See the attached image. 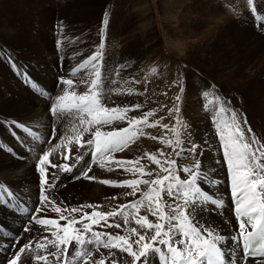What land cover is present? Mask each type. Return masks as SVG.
Returning a JSON list of instances; mask_svg holds the SVG:
<instances>
[{"label":"snow or ice","instance_id":"1","mask_svg":"<svg viewBox=\"0 0 264 264\" xmlns=\"http://www.w3.org/2000/svg\"><path fill=\"white\" fill-rule=\"evenodd\" d=\"M102 49L103 42L94 55L72 69L70 78H59L58 86H63L64 91L51 106L50 112L54 116L78 119L79 123L72 127L73 135L61 139L56 147H61L67 140L74 141L78 150L91 149V161L81 174L85 178H89L87 172L91 171L93 164L104 168L106 162L115 163L133 175L139 173L137 179L100 182L131 189L122 195L136 197L140 193V196L132 202L117 205L110 211H100V206L95 205L68 208L63 201L57 203L56 198L50 195V190H54L56 184L50 182L47 168L71 172L73 167L68 164L54 165L49 154L44 153L38 162L41 174L40 202L30 214L29 223L23 232L30 233L31 224L34 222L45 232H49L50 228L54 229L50 232L52 239L48 236L30 237L16 249L23 235L15 237L9 247L16 250L7 264H29L30 261L31 264H107L108 261L111 264H129L123 257H117V252L130 257L131 264H150V261L153 264H249L250 260L254 264H264V144H261L255 134H245L235 110L226 107L230 102L220 98L219 113L231 111V118L225 122L214 118L213 123L230 178L238 233L225 235L219 233L214 226L201 225L197 214L203 211L202 205L210 204L217 209L224 207L223 199L214 198V193L205 188L210 184L218 189L219 184L214 174L205 175L206 170H203L201 160H194L192 164L182 167L177 164V160H165V167L155 154H146L153 164L160 167L163 175L159 172H146L145 166L141 164L142 157L134 160H113V153L123 151L134 142L138 133L143 134L141 125L155 127L159 121L149 122V118L155 115L151 110L144 112L142 116H129V112L142 107L140 104L131 107H107L102 103L103 81L99 66ZM89 65L95 69L91 73L94 78L90 81L81 79L80 83L87 84L88 87L84 94H77L74 90L77 86L74 78ZM151 71L155 74L158 69L153 68ZM180 91H184L183 86ZM128 94H133L132 90ZM175 100L177 103L168 111L170 114L175 112L178 116L181 96L177 95ZM123 123L128 126L116 127ZM177 124L179 128L171 129L174 140L165 137L152 138L180 148L176 156L181 158L185 151L181 129L186 128V125L178 118ZM244 124H247L246 119ZM15 126L26 133L29 131L22 124L15 123ZM247 131L251 133L252 130L249 127ZM85 134H89L86 140L83 139ZM52 139H55V135ZM197 147L199 146L193 144L187 151L195 154ZM200 154H203L202 151ZM64 159H73L79 163L84 156L68 155ZM178 171L184 173L186 178H181ZM51 176L52 181L59 179L55 172ZM8 195L12 196L13 193L9 191ZM3 201L4 198L0 196V202ZM86 208H91L92 211H84ZM142 210L147 214L141 215ZM49 212L55 213L56 217L49 218ZM76 213L80 214L79 217L74 215ZM149 215L156 218L155 223L149 220ZM117 218L123 224L117 222ZM60 221L65 223L61 224ZM130 223H134L136 227H129ZM248 226H251V231H248ZM96 228L121 231H97ZM228 240L232 241L235 248H231ZM102 249L107 250L108 254L105 255ZM240 251L243 256L237 259ZM97 254L99 258H95Z\"/></svg>","mask_w":264,"mask_h":264},{"label":"bare ground","instance_id":"2","mask_svg":"<svg viewBox=\"0 0 264 264\" xmlns=\"http://www.w3.org/2000/svg\"><path fill=\"white\" fill-rule=\"evenodd\" d=\"M143 2L144 1H142L141 4H143ZM162 2H163L162 4L166 6V9L169 6L172 8L171 12H168L169 14L167 15L169 18L166 17L169 19V21H171V15L174 12L172 4L174 2L177 3V1L162 0ZM184 2L187 3L185 6H184ZM145 3L146 5L142 6V8L144 7L143 10H144L145 22H146L143 28L147 26L150 32V34L147 35L146 37H154V39L159 40V38H156L157 32L155 30L156 26H154V24L156 23L150 18L151 15L150 14L151 7L149 5L150 3L147 2V0L145 1ZM179 4L180 7L178 13L180 18L181 17L182 19L185 18L186 14L191 10H194L195 12L197 11V15H195L196 17L189 18L190 19L189 22L187 21L189 19L185 20V22L187 21L186 22L187 24L185 26L187 32L186 31L185 32L190 35L189 37L190 41L187 42L186 39L185 42H183L182 32L173 31L174 34L172 35V39L175 36L178 39V42L176 43L174 42V45L179 49L180 51L179 54L181 56L183 55L184 57L183 59H185L186 62L192 60L195 61L196 54L200 53V54H204V58L206 60H209L210 62L212 61L211 66H213L214 68L213 69L214 72L211 75H209L208 73L206 72L204 73L203 71L204 69H206L208 65H205V63L199 64V69L203 72H201L199 69L194 70L190 68L187 74L189 79H191L192 85L190 86L189 91L186 94L187 97L191 99L186 102V104L188 103L189 105L187 106L186 111H191L186 114V117L189 118L190 121H192L193 125L195 126V133H196V135H194L195 142L197 143L196 145L199 146L197 147L196 152H201V151L207 152L208 148H211V150L208 151L212 153L211 164L210 165L203 164V170H206L205 175L214 174L218 178L217 183L219 184L218 189L211 186L210 184L206 185L205 188L207 191L214 193V198H222L224 201L223 209H218L216 212H205L204 207L207 204L202 205L203 211L198 212L197 219L199 220V222L202 223V225H205V222L206 223L208 222L216 226L217 230L221 234L233 235L238 233V222L235 216L234 204L231 198V192L228 191V183L226 182V179H230V178H228L229 176L228 170L224 162L223 156L220 158L221 156L220 150L222 151V146L219 138H217L218 134H216V129L214 125H212L211 121H213L214 118L216 120H222V122L230 121L231 111L222 114L219 113L220 98H222L224 101L230 102V104L226 105V107H228L231 110H235L238 119L241 122V126L245 130L246 135L251 136L252 134H255L256 138L261 142V144H263V140H264V0H180ZM257 13L258 15L262 16L261 20H258L254 17V15H256ZM200 16L202 17L201 19L199 18ZM0 17L4 18L3 15H0ZM197 18L200 19V21ZM178 22L179 21H176L175 23ZM3 24L5 25L0 27V35L6 38L7 40H10V42L11 41L14 42L13 46L10 45L11 47L6 48V52H8L10 55L11 54L14 55L11 58L15 57L17 60L16 62H18L19 65L22 66L28 65V63L25 62L29 60L31 61V64H29V66L30 65L33 66L32 63H34L35 61L38 62L37 59L40 58V57L38 58L37 55H39V53L44 54L43 51L46 52V50H48L46 48L43 49V51H39L41 49L38 45H40L39 42H42L43 39L42 37L41 38L35 37L33 35L31 41L36 45L37 47L36 51L38 52L33 54L28 53L27 55V53H24V51H22L23 48L26 47L25 44L21 42L22 38L25 37L26 34L24 35L22 31L21 32L18 31L16 25H11L10 23L9 24L3 23ZM199 27H202V31L199 29ZM114 28L115 26L113 27V29ZM191 28L193 30V34L191 33L192 32ZM185 32L183 35H185ZM1 42L2 41H0V43ZM3 43L6 44L5 41ZM47 44L48 46L50 45L49 41ZM184 45L185 47H183ZM198 45H200V47H198ZM219 45L221 46L220 48L223 49L220 50V52H218L217 49L218 48L217 46ZM153 49L154 48L150 46L148 48L143 49V51H138V53L141 56H148L149 65L144 68L146 69L145 71L149 69L147 72H145L148 73V78L154 79L157 82H159L160 80L159 77L160 78L165 77L162 75H170L169 74L170 72H176L177 70L176 67L178 63L173 61V59L167 60L168 57L162 55L163 52L160 53L161 55L158 54L156 58H154V56L151 54V52L154 51ZM159 50L161 52V49ZM187 50H192V51L191 53H186ZM16 52H20V53H17L18 55H16ZM176 54L178 53L176 52ZM211 55H213L214 59L209 58ZM9 60L11 59L9 58ZM0 66L4 68L3 70H1L0 68V76L3 77L2 79L4 80L5 77H7L9 70H6L7 68H5L4 65L2 66V64ZM153 68L158 69L157 73L154 74L151 71ZM197 71H199L200 74H198ZM30 72L34 75L33 72L35 71H29L28 69L26 70V74H30ZM160 72H162L163 74H161ZM39 73H43L42 75H44V72H39ZM8 77H9L8 79L9 82L8 80L5 81L8 82L6 83L5 87L4 85L0 84V118L3 117L6 118L7 120H9V123L11 124L12 121L10 120V118H17L21 121L25 120L26 121V122L24 121L25 123H18V124L32 127L34 129L33 130L34 133H36L37 135L32 134L33 133L32 131V133H30L31 138L29 137L31 140H27V139L23 140L27 152L25 153V151L21 150L20 153H21V158L23 157L24 159L21 158L15 159L14 156L5 157L4 153H2V148H1V146H3L4 144L2 136L5 137L8 136L10 138V133L8 132V127L6 126V124H5L6 127L5 128L4 124H2L3 122L0 121V135H2L0 136V196L4 198V201L0 202V264H7L8 260L12 257L14 251L18 249L20 245L26 243L30 237L48 236L49 239H52L50 232L54 229L50 228L49 232H45L44 229H42L39 225H36L34 222H32L31 224L32 231L30 233L23 232V229L29 223L30 214L39 204V200H38L39 191L41 194V186H38L39 180L36 174L37 163L34 164L36 156H32V151L33 150L34 151L37 150L38 152L44 151L45 148L43 146L45 145V141L47 140V138H49L47 137L48 133L50 134V132L53 131V128H55V131H57L56 129H58L57 126L59 125V124L58 125L52 124L53 122H51V116L47 115L49 103L46 102L47 100L46 97H44L42 94H40V96H37L34 95L32 92H30L29 91L30 87L28 86L29 82H27L28 85L26 88L21 83H17V84L12 83L11 77L9 75ZM53 77L54 75L50 79H47V77L46 78L42 77L43 79H40L42 88L52 91L55 90L56 82H55V78ZM166 79H168L167 76ZM152 84H150L149 86L151 87ZM5 89L12 94L11 97L9 96L10 98L8 97L9 99H7L3 94ZM230 89L231 92L229 91ZM136 91L134 90L133 94L131 95L129 94L122 95L121 102H123L122 104L123 106L129 107L134 103V97L136 95ZM21 95L24 98L23 100L17 98V96L20 97ZM196 96L198 97V99L196 98ZM41 97L46 99L42 100ZM195 113H197V115ZM138 114L139 113L136 112L132 115H138ZM36 117L38 118L37 121H36ZM245 119L247 121V124H244ZM11 126H12L11 128L15 129V132L19 130V129L16 130L18 127L15 126V123H13V125ZM260 126L263 128L259 129ZM249 127L252 130L251 133H248L247 131ZM7 132L8 135H6ZM158 132L159 131H157L154 135L157 136V138H160L161 135L157 134ZM166 132L167 130L164 128V133ZM57 133H55V136L57 135ZM51 136L53 137V134ZM162 137L171 140L173 138V135L170 132H168L167 134H164V136ZM146 140L147 141L153 140V138L147 136V139H144V141ZM156 140H158V144L150 145L151 147L150 150H147L148 152L144 151L143 156L147 157L146 154H155L158 159L162 160V158L172 155L175 158V160L177 161L180 160V158H177L176 156V152L180 151V148L178 147L174 148L173 145L169 146L161 142L160 139H156ZM39 141H44V142L40 145L38 143ZM139 144L140 145H137V149L143 150L142 143ZM31 146L34 148L33 150ZM70 146L72 152L74 153L77 152L80 155L82 153L84 156L85 155L88 156L87 153L91 151V149H86V148L84 149V151L77 150L75 144H72ZM147 146L149 145L147 144ZM161 153H163V155H161ZM90 161H91V155L87 157L86 160L83 159V161L77 163L76 172H74L71 175L62 176L59 173L55 172L59 177V179L53 182L56 184V187L54 190H52L50 195L56 198L57 203L63 201L64 206H67L68 208L79 207L82 205H95V206H100L98 209L100 211H110L112 208L116 207L117 205L129 203L139 198L140 193H137L136 197H133V196H125L122 195L121 193H118L117 191L116 193L114 190H112L113 188H117L126 191L127 188L114 187L111 185H106L101 182L99 183L92 182L91 184L89 183L87 185L85 182L87 178H85L81 174L85 171V168L87 167L86 165H88L87 163H89ZM145 161H147L146 163L151 164V167L148 170H146V172L155 173V169L157 170L159 166L153 164L149 159ZM115 167L116 169L120 170V177L116 178L117 176L115 177L114 173H111L110 175H107V177L103 176L102 178L99 177H97L96 179L94 178L95 182L97 180L122 182L124 180L139 178V173L133 175L132 173H128L124 171L122 167L119 166L117 167V165ZM100 169L101 167H99L98 164H93L91 171L89 172L91 173L99 172ZM116 173L119 174L118 172ZM96 174L98 175L99 173ZM141 187L144 186L141 185ZM9 191L13 193L12 196L8 195ZM113 197H118V199L114 200L112 199ZM27 206H30L32 211L29 210ZM15 210H21V212L19 211L20 214H17ZM84 211L90 213L92 209L86 208L84 209ZM41 215H43V213H41ZM74 215L79 217L80 214L76 213ZM141 215H144V213L141 212ZM48 216L49 218H55L56 214L49 212ZM154 218L151 215H149L150 221H153ZM117 222L123 224V221L120 220V218H117ZM60 223L64 224L65 222L60 221ZM220 226L223 227L220 228ZM129 227H136V225L134 223H130ZM95 230L115 232L116 229L96 228ZM250 230H252L251 226H248V231ZM21 234L23 235V239L20 240V244L16 245V249L9 247V245L13 243V239ZM133 239H135V237H133ZM228 244L231 246V248H235V245L232 244L231 240H228ZM226 250H231V249H226ZM101 251H103L105 255L108 254L107 250L102 249ZM70 253H71V249L69 251V254ZM117 257H123V259L128 260L129 264H131V258L127 257L126 254H120L117 252ZM239 257H242L241 251L238 253L237 259H239ZM95 258H99L98 254ZM29 264H31V261L29 262ZM107 264H111V261H108ZM150 264H153V262L150 261ZM249 264H254V261L250 260Z\"/></svg>","mask_w":264,"mask_h":264},{"label":"rangeland","instance_id":"3","mask_svg":"<svg viewBox=\"0 0 264 264\" xmlns=\"http://www.w3.org/2000/svg\"><path fill=\"white\" fill-rule=\"evenodd\" d=\"M142 1H144L143 4H141ZM145 1L146 0H0V15L4 16V18L0 17V27L5 25L3 23H8V24L10 23L11 25H16L18 31L20 32L22 31L24 35L26 34L25 37L22 38L21 42L25 44V47L27 49L23 48L22 51H24V53H27V55L28 53L33 54L38 52L36 51L37 48L36 45L31 41L33 35L35 37H40V38L42 37L43 39L42 42H39V44L41 45V46L38 45L41 49L39 51H43V49L46 48L48 49L46 50V52L43 51L44 54L39 53V55H37L38 58L40 57L39 58L40 60L37 59L38 62L35 61L34 63H32L33 66L32 65L29 66V64H31V61L29 60L25 62L28 63V65L22 66L19 65L18 62H16L17 60L15 57H13L14 59L11 58L14 55L12 54L10 55L8 52H6V48L13 46L14 42L12 41L10 42V40H7L6 38L0 35V41H2L0 43V63L2 64V66L4 65L5 68H7L6 70H9L8 75L11 77L12 83L14 84L21 83L22 85H24V87L27 88L28 85L27 82H29L28 85L30 87L29 91L32 92L34 95L40 96L39 93L32 90L31 85L36 86L38 84L41 86L40 79L46 77L47 79H50L53 75H54L53 78H55V82H56L55 90L52 91L47 89L48 92L52 94V98L47 99L46 102L49 103L47 115L51 116V122H53L52 124L54 125L59 124L57 126L58 129H56L57 131L55 132L52 131L50 132V134L48 133L47 137L49 138H47L48 141L46 140L45 145L43 146L45 148L44 151L41 152H38L37 150L34 151L33 150L34 148L31 146L33 150L32 156H36L34 164L38 163L42 155L46 152L49 154V159L57 163L54 165L60 164L64 160V157L67 155H72V154L76 155L77 152L74 153L72 152V150L71 153H69V149H71L70 145L75 144L74 141L69 142L65 140L64 144L61 145V147L57 148L56 146L60 144L61 139H63L64 137L73 135L71 129L73 126L78 125L79 123L78 119L72 120L65 116H59V117L54 116L50 112V108L52 106V103L55 104L57 98L61 96L64 91L63 86H58L59 78L60 77L70 78L69 73L72 71V69L76 68L85 59L94 55L95 52L99 49L101 42H103L102 60H101L102 62L101 61L99 62V66L101 69L102 77H105L102 78L103 84H105L103 85L102 103L107 107H117V106L126 107L122 105L123 104V102H121L122 95H127L129 89L132 90V92L134 90L135 91L137 90L136 95L134 97V103L129 107L136 104H140L142 105V107L136 110V112L139 113L138 115H132L136 113L135 111L129 112L128 115L142 116L144 112L151 110L155 112V115L149 118V122L159 121V124H157L155 127H147L146 125H141L143 134L138 133L137 137L134 139V142L130 143V145L127 148H125L123 151H118L113 153L112 154L113 160H134L137 157H142L143 159L141 160V164L145 166V171L148 170L151 167V164L146 163L147 161L145 160H148V158L143 156V152L144 151L148 152L147 150H150L151 148L150 145H157L158 140L153 139L149 141L147 140L144 141V139H147V136L157 137L154 134L157 131H159L157 134L161 135V137L164 136V134L170 132L173 135V138L171 140H174L175 136L174 133L171 131V129L173 127H177V128L180 127L177 124V118H178L179 120L184 122L186 128L181 129V133H182L181 138L184 141L183 147L185 152L183 156L180 158V160L177 161V164L179 163L178 165L182 167V166L190 165L194 162V160H198V159H201L204 165L211 164L212 153L208 152L209 150H211V148H208L207 151L208 153L206 151H202L203 153L202 155L200 154L201 152H196L195 154H193L186 151L187 149L191 148L193 144L195 145L197 144L195 142V136H194L196 135L195 126L193 125V122L186 117V114L188 112H191V111H186L187 106H189L188 103L186 104V102L191 100L190 98L187 97L186 94L188 93L189 88L192 85L191 79H189L187 75L189 72L188 70H190V68L194 70H198L199 64L205 63V65L208 66L203 71L204 73L206 72L209 75H211L214 72L213 71L214 68L213 66H211L212 61L210 62L209 60H206L204 58V54L199 53L196 54L195 61L192 60L186 62V60L183 59L184 58L183 55L181 56L179 54L180 53L179 49L174 45V42L175 43L178 42L177 37L175 36L172 39V35L174 34L173 31L174 32L180 31L182 32L183 39L182 38L181 39L183 40V42H185L186 39L187 42L190 41L189 38L190 35L186 33L187 30L185 26L187 24L186 22L190 21L189 18L196 17L195 15H197V11L196 12L194 10L189 11L186 14L187 18L185 17L183 18L184 19L183 20L182 17L180 18L178 13L180 7L179 4L180 0H176L177 3L174 2L175 4L174 3L172 4L174 12L171 15V21H172L171 23V21H169L168 19L169 17L167 16L169 14L168 12H171L172 9L170 6L166 9V6L162 4L163 3L162 0H147V2L150 3L149 5L151 7L150 18L156 23L154 24V26H156L155 28L157 32L156 38H159L158 40V39H154V37H146L147 35L150 34V32L147 26L143 28L144 24L146 23L145 14L143 10L144 7L142 8V6L146 5ZM186 4L187 3L184 2V6ZM199 18L201 19L202 17L200 16ZM200 19L198 20L200 21ZM185 20L187 21L185 22ZM176 21L179 22L175 23ZM114 26L115 28L113 29ZM199 29L202 31V27H199ZM191 31H192L191 33L193 34L192 28ZM184 32L185 35H183ZM4 41L6 42V44L3 43ZM48 41L50 44L49 46L47 44ZM150 46L154 48L153 49L154 51L151 52L154 58H156L158 54L163 52L162 55L167 56L168 57L167 60L173 59V61L178 63L176 67L177 69L176 72H170L169 73L170 75H162L165 77L164 78L159 77L160 79L159 82H157L154 79L148 78V73L145 72H147L149 69L147 71H145L146 69H144L146 66L149 65L148 56H141L138 53V51H143V49L148 48ZM183 47H185V45ZM198 47H200V45H198ZM217 47H218L217 48L218 52H220V50H223L222 48H220L221 47L220 45ZM159 49H161V52ZM191 51L192 50H187L186 53H191ZM20 52H16V55H18L17 53ZM176 52L178 54H176ZM45 55L48 56L46 57ZM201 57L204 59L205 62ZM9 58L11 60H9ZM209 58L214 59L213 55H211ZM0 68L1 70L4 69L1 66ZM27 69L29 71H35L33 72L34 75L31 72L30 74H26ZM94 71L95 69H93L91 65H89L88 68L84 69L82 72L78 74L76 78H74L77 84L74 90L77 92V94H84L88 87L87 84L80 83V80L83 79L85 81H90L91 79L94 78L91 75V73H93ZM39 72H44V75H42L43 73H39ZM197 72L198 74H200L199 71ZM160 73L163 74L162 72ZM166 76L168 79H166ZM7 77H5V79L3 80L2 79L3 77L0 76V82H1L0 84L4 85V87L6 86V83L9 82L8 80L9 77L8 78ZM6 80H8V82H5ZM150 84H152L151 87L149 86ZM113 86L116 87L114 88ZM181 86L184 87L183 92L180 91ZM136 88L139 89L141 88V89L139 90ZM116 89H119V91H116ZM229 91L231 92V89ZM3 94L7 99H9L12 96V94L9 93L8 90L6 89L4 90ZM177 95L181 96V100L178 102L180 107L178 116L177 113L172 112L170 114L168 111V109L173 108L174 105L177 103V101L175 100V97ZM17 98L21 100L24 99L22 95L20 97L17 96ZM196 98L198 99L197 96ZM41 99L45 100L46 98L41 97ZM195 114L197 115V113ZM37 119L38 118L36 117V121ZM10 120L12 121V124L9 123V120H7L4 117L0 118V121L3 122L2 124H4V127L6 124V126L8 127V132L10 133V138L8 136L5 137L0 135L2 136L4 143L3 146H1L2 153H4L5 157L14 156L15 159H19L21 158V153H20L21 150L25 151V153L27 152L23 140L24 139L31 140L30 133H32L34 129L32 127L26 126V128L29 129L27 133L21 130L20 128H17L16 130L18 129L19 130L15 132V129L11 128L12 127L11 125H13L14 122L25 123L26 121L24 120L25 121L24 122L23 120L21 121L17 118H10ZM211 123L212 125H214L213 121H211ZM163 125L168 126L167 128H165L167 130L166 133H164V127H162ZM120 126L127 127L128 125L127 123L116 125L117 128H120ZM261 128L263 127L260 126L259 129ZM54 129L55 128H53V130ZM8 132L6 135H8ZM55 133H57L56 135L57 137L55 136V139H52L51 135L52 134L55 135ZM32 134L37 135L36 133H34V131ZM88 138H89L88 134H85V136L83 137L84 140ZM217 138H219L218 135ZM43 142L44 141L38 143L41 145ZM139 143H142L143 150L137 149V145H140ZM147 144L149 146H147ZM263 144H264V140H263ZM75 146L77 147L76 144ZM173 147L175 148L176 146L173 145ZM53 149H55V151H53ZM84 149L85 148L79 150L84 151ZM220 152H221V156H220L221 158L223 154L221 150ZM81 155L83 154L81 153ZM87 155L88 156L86 155L84 156V160H86L87 157L91 155V151H89ZM21 159L24 158L22 157ZM165 160H175V158L172 155L164 157L162 158L161 163L164 164ZM107 165L109 166V168H111V170H108ZM115 166H116L115 163L106 162L105 168H101L99 172H92V173L87 172V177L89 178L85 180L86 184L88 185L89 183L91 184L92 182L93 183L100 182L98 180L95 182V180L90 177H94L95 179L97 177L102 178L103 176L107 177V175H110L111 173H114L115 177L117 176L116 178L120 177V170L116 169ZM164 166L167 167L166 164H164ZM48 168L53 169L51 167ZM48 168L47 171L49 170ZM116 172H118L119 174H117ZM157 172H159L161 175L164 174L161 171L160 167H158L157 170L155 169V173ZM96 173L99 174L97 175ZM36 174L38 176V180L40 181L41 174L39 172L38 166L36 167ZM178 174L181 176V178H186L184 173L178 171ZM226 182L228 183V191L231 192L230 179H226ZM112 190H114L115 192L117 191L118 193L121 194L128 192V190L130 191V189H127L125 191L123 189H117V188H113ZM217 210H218L217 208L212 207L210 204H207L204 207L205 212H216ZM15 211L17 214H20L19 211L17 210ZM142 213L145 214L144 211H142ZM152 222L155 223L156 218H154ZM205 225L214 226L208 222L207 223L205 222ZM222 227L223 226H220V228ZM214 228L217 229L216 226H214ZM118 231L121 230L120 229L115 230V232Z\"/></svg>","mask_w":264,"mask_h":264}]
</instances>
